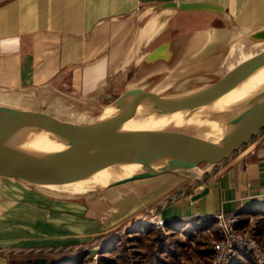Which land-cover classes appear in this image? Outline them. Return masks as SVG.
Listing matches in <instances>:
<instances>
[{"label": "crops", "instance_id": "1", "mask_svg": "<svg viewBox=\"0 0 264 264\" xmlns=\"http://www.w3.org/2000/svg\"><path fill=\"white\" fill-rule=\"evenodd\" d=\"M168 1L0 0V88L36 89L59 71L107 60L117 65L133 49L139 50L135 56L142 55L159 36L163 42L188 33L175 31L170 35L168 30L166 35L156 30L155 22L170 14V9L158 6ZM203 1L221 5L240 25L264 23V0ZM222 20L227 24L225 18ZM109 188L115 202L113 213L108 210L99 218L107 224L93 230L84 226L81 232L105 233L107 226L113 225L110 223L141 218L144 210L176 224L193 219L217 221L216 215L221 213L225 217L239 215L246 221V216L260 212L264 218V129L211 170L190 180L183 174L162 172L133 177ZM62 196L72 195L43 191L0 171V264L24 262V257L13 259L11 253L15 252L10 249L20 254L21 248H67L77 242L66 235L67 228L73 227L68 219L75 217L74 205L89 206L92 195H87L85 204ZM43 200L49 201L47 207L40 203ZM76 215L83 223L89 222L83 211ZM110 246L104 243L102 247ZM47 258L28 257L27 261L52 263ZM234 264L255 263L245 253Z\"/></svg>", "mask_w": 264, "mask_h": 264}, {"label": "water", "instance_id": "2", "mask_svg": "<svg viewBox=\"0 0 264 264\" xmlns=\"http://www.w3.org/2000/svg\"><path fill=\"white\" fill-rule=\"evenodd\" d=\"M163 5L215 11L233 25L228 12L213 3ZM200 110L232 131L201 169L203 175L264 129V30L244 37L199 29L159 46L115 100L70 130L29 131L0 110V171L48 192L82 195L133 177L188 170L190 160L168 154L162 145ZM177 112L180 123L173 131ZM159 142V157L143 154Z\"/></svg>", "mask_w": 264, "mask_h": 264}, {"label": "rangeland", "instance_id": "3", "mask_svg": "<svg viewBox=\"0 0 264 264\" xmlns=\"http://www.w3.org/2000/svg\"><path fill=\"white\" fill-rule=\"evenodd\" d=\"M175 2H205L219 5L203 0L185 2L171 0L165 3ZM165 3H160L158 7L170 9L169 16L164 17V20L159 23L155 22L156 30L163 31L160 34H166V32L169 34L168 30L172 35L175 31L181 34L193 30L217 28L235 36L248 37L257 31L264 30V23L240 25L231 16L233 25L229 22L225 24L222 20L223 17L215 11L178 9L173 6H164ZM222 8L227 11L224 7ZM161 23L164 30L160 28ZM159 37L152 42L154 47L152 44L145 51L143 50L144 52L142 51V55L138 54L137 56L135 55L139 53V50L133 49L127 56L122 57L121 63L117 65L110 60L89 66L76 65L57 72L55 76L42 83L45 85L36 87L35 90L28 88L26 93L15 94L11 93L9 88H0V96L18 97L31 102L33 106L29 108L27 115L33 121L34 129L38 132L48 133L76 128L85 123L97 109L111 103L123 92L141 61L150 52L173 40L161 42ZM159 41L160 43L157 44ZM136 46L139 48L138 43ZM44 89L50 90L51 94L43 96L40 92ZM229 129V124L210 118L204 110L197 111L185 118L177 132L165 141L162 147L168 154H177L190 160L193 168L188 170L176 168L172 173L183 174L189 180L199 175L201 169L210 162L220 147L221 140L232 134ZM133 166L125 168L130 169L129 167ZM109 189V187L97 188V191L91 194L89 206L74 205L75 217L73 216L72 221L68 219V223L73 227L67 228L68 234L66 235L77 241L76 243L67 248L63 246L34 247L29 251L21 248L20 254H15L17 251L10 249V252H15L11 253L13 259L19 260L24 257L25 260L22 264H28V257L34 259L42 256L48 257L47 259L52 262L50 264H211L214 256V244L221 237L216 218L193 219L177 224H166L165 221L153 219L151 212L144 210L142 211L144 215L141 218L131 217L126 221L110 223L113 225L107 226L105 233L81 232L80 230L84 226L93 230L98 225L107 224V220L102 221L99 218L108 210L111 214L113 213L115 202L112 190ZM87 195L73 194L71 197L62 196V199L70 197L72 201L85 204V201L88 200ZM48 197L54 199L53 196ZM40 203L43 207L49 205V201L43 200ZM79 211H83V217L89 218L88 223H83L81 219H78L76 214ZM249 217L252 218V224L257 226L260 241L264 243L262 213L257 212L252 216H246V221L242 217L244 225L250 223ZM48 223L43 224L47 225ZM55 225L53 224V226ZM60 225H63V222L62 224L58 223V226ZM104 243H110L112 247L103 248ZM65 257L69 260L61 262L60 260Z\"/></svg>", "mask_w": 264, "mask_h": 264}, {"label": "built area", "instance_id": "4", "mask_svg": "<svg viewBox=\"0 0 264 264\" xmlns=\"http://www.w3.org/2000/svg\"><path fill=\"white\" fill-rule=\"evenodd\" d=\"M216 217L221 237L214 244L211 264H234L236 258L245 253L249 254L256 264H264V243L260 241L257 226L252 224L251 217L250 223L245 225L239 215L225 217L221 213ZM152 218L162 221L157 215Z\"/></svg>", "mask_w": 264, "mask_h": 264}, {"label": "bare ground", "instance_id": "5", "mask_svg": "<svg viewBox=\"0 0 264 264\" xmlns=\"http://www.w3.org/2000/svg\"><path fill=\"white\" fill-rule=\"evenodd\" d=\"M40 93L43 96L51 94L50 90H48V89H44ZM32 106H33V104L31 102L25 100V99L21 100V98H18V97L15 98V97H9V96H5V95H1L0 96V110L1 111H5L7 114H9V116H11V118H13L19 124L23 125L25 127V129L29 130V131H34V129H33L34 126L32 124V121L29 120L28 117H27L28 110ZM180 115L181 114L179 112H177V113L174 114V116L172 118V119H175L174 120L175 124L172 127L173 131L176 130L177 127L179 126L180 119L178 121H176V119L180 118ZM159 121L160 120H153V124L154 125L160 124ZM128 123L130 124L131 122L129 121ZM160 143L161 142L150 146L149 148H147L143 152V154L148 155V156L149 155L150 156L153 155L155 157H159L160 156V151H159Z\"/></svg>", "mask_w": 264, "mask_h": 264}, {"label": "trees", "instance_id": "6", "mask_svg": "<svg viewBox=\"0 0 264 264\" xmlns=\"http://www.w3.org/2000/svg\"><path fill=\"white\" fill-rule=\"evenodd\" d=\"M167 223H172V222H166V224H167ZM173 223H174V222H173ZM173 223H172V224H173ZM34 264H38V263H34ZM41 264H42V263H41ZM44 264H48V263H44Z\"/></svg>", "mask_w": 264, "mask_h": 264}]
</instances>
